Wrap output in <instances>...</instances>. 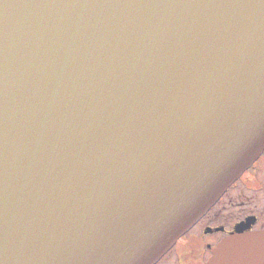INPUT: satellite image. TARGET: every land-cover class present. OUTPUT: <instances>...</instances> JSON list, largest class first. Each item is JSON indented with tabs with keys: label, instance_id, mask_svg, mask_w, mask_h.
Segmentation results:
<instances>
[{
	"label": "water",
	"instance_id": "obj_1",
	"mask_svg": "<svg viewBox=\"0 0 264 264\" xmlns=\"http://www.w3.org/2000/svg\"><path fill=\"white\" fill-rule=\"evenodd\" d=\"M263 149L264 0H0V264H152Z\"/></svg>",
	"mask_w": 264,
	"mask_h": 264
},
{
	"label": "flooded vegetation",
	"instance_id": "obj_2",
	"mask_svg": "<svg viewBox=\"0 0 264 264\" xmlns=\"http://www.w3.org/2000/svg\"><path fill=\"white\" fill-rule=\"evenodd\" d=\"M264 233V149L152 264H205L225 237ZM228 264H264L232 253Z\"/></svg>",
	"mask_w": 264,
	"mask_h": 264
}]
</instances>
